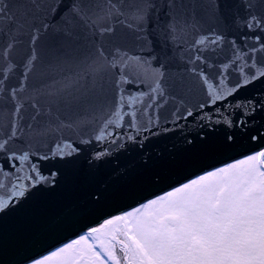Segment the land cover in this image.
Returning <instances> with one entry per match:
<instances>
[{
  "label": "snow or ice",
  "instance_id": "1",
  "mask_svg": "<svg viewBox=\"0 0 264 264\" xmlns=\"http://www.w3.org/2000/svg\"><path fill=\"white\" fill-rule=\"evenodd\" d=\"M0 264H264V0H0Z\"/></svg>",
  "mask_w": 264,
  "mask_h": 264
}]
</instances>
